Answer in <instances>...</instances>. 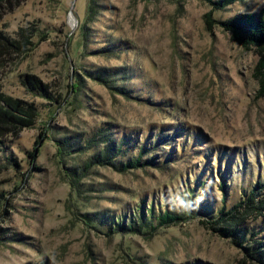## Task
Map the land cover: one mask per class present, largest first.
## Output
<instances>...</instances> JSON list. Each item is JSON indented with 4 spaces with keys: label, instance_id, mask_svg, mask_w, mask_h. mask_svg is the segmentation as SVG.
<instances>
[{
    "label": "rangeland",
    "instance_id": "374dc122",
    "mask_svg": "<svg viewBox=\"0 0 264 264\" xmlns=\"http://www.w3.org/2000/svg\"><path fill=\"white\" fill-rule=\"evenodd\" d=\"M88 1L0 4V108L35 109L33 126L0 129V264H264V192L244 202L264 182L261 56L218 23L264 0H93L83 31ZM98 134L124 142L116 166L85 168ZM202 189L190 216L167 203ZM241 201L236 221L215 224ZM141 208L146 228L115 230ZM166 211L182 219L159 226ZM237 221L236 237L221 231Z\"/></svg>",
    "mask_w": 264,
    "mask_h": 264
},
{
    "label": "trees",
    "instance_id": "16d2710c",
    "mask_svg": "<svg viewBox=\"0 0 264 264\" xmlns=\"http://www.w3.org/2000/svg\"><path fill=\"white\" fill-rule=\"evenodd\" d=\"M3 0H0V4ZM208 2V4L212 5L216 10H224L227 6L237 3L239 1L243 0H204ZM98 13L97 5L93 0L88 1V7H87V13L85 18L84 27L82 28L83 31H85L86 24L90 22L94 16H96ZM212 13L209 15H206V22L209 27H213L215 20L211 17ZM221 27L226 31L230 32L232 35V38L235 40L236 43L240 45V47L251 51L252 49L256 50V52L261 56L260 61L257 64V71L259 72L258 79L261 85L260 92L262 95H264V5L257 13H245L240 14L238 16H234L230 19H228L225 22H218ZM84 36L88 37V35L84 32ZM81 35V37H84ZM98 79H103L105 82H108L109 79L105 76H99ZM32 85V84H31ZM73 87H76L77 90H79L78 85L76 83L72 84ZM126 93V92H125ZM7 104L10 107V110L5 111L3 108H0V129H2V124L10 125L11 129H15L17 124L21 126H33L34 125V117H35V109L33 105H29V108H26L25 104L20 103L17 100H7ZM24 116L26 119H23ZM8 121V122H7ZM101 135V136H100ZM0 136H3L2 133H0ZM100 138H94L90 142H88V146L91 148H96L99 146L101 142H103L104 147L102 148L101 152L93 157L90 162L86 164L85 168H90L95 165L99 164H110L113 166H116L114 163V158L118 157V155L122 152V145L123 143L118 144V142L113 138H105L102 134L97 135ZM61 143V141H60ZM62 148L66 149V143L62 142L61 144ZM37 153V150L34 151V153H30V157L33 158L34 155ZM144 153V152H143ZM141 158V155L134 159L133 161H129L126 164H120V167L122 170L125 169H136L139 165V160ZM221 191L223 192V203H226V186L225 184H221ZM264 192V182L263 180L257 179L255 184L252 186L250 191H248V197L244 201L246 204L250 205V207H253V205L256 203V198L261 195ZM264 201V200H263ZM261 201L260 204L256 207L257 209H262L264 202ZM241 201L240 203H237V205L233 206L232 209L226 210L223 206L222 209L218 212L219 217L215 219V224H219L220 222H226V217L234 215V212L237 211L239 207H241V204L244 203ZM137 212V218L134 221L129 222L127 225L124 223V217L120 216L113 220V227L120 230H127V231H139L142 227L146 228L148 223L150 222L149 219H147V214L143 211L141 208L140 210H136ZM150 217L154 215L153 210L150 212ZM157 220L159 223V226L174 224L178 220H181V216L173 214V212H164L160 213L157 216ZM238 217L236 215L233 216L232 221H236ZM235 223V222H233ZM240 223V222H239ZM239 223L237 221L236 227L234 230L230 229H223L222 232H226L227 234L233 237H236L238 235L239 229L237 226H239ZM235 226V225H233ZM231 226V227H233ZM152 229H155L156 227H151ZM264 261V259H262ZM261 262V261H260Z\"/></svg>",
    "mask_w": 264,
    "mask_h": 264
},
{
    "label": "clouds",
    "instance_id": "9594fccd",
    "mask_svg": "<svg viewBox=\"0 0 264 264\" xmlns=\"http://www.w3.org/2000/svg\"><path fill=\"white\" fill-rule=\"evenodd\" d=\"M206 190L202 189L195 199H192L188 194L182 192L169 193L167 203L172 211L182 215H192L198 212L200 204L206 198Z\"/></svg>",
    "mask_w": 264,
    "mask_h": 264
}]
</instances>
